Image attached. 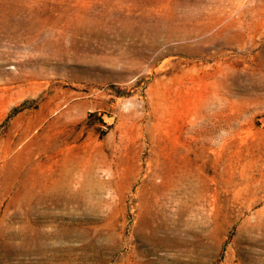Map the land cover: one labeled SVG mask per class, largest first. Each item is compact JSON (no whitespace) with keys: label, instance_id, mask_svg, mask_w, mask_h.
I'll list each match as a JSON object with an SVG mask.
<instances>
[{"label":"rangeland","instance_id":"obj_1","mask_svg":"<svg viewBox=\"0 0 264 264\" xmlns=\"http://www.w3.org/2000/svg\"><path fill=\"white\" fill-rule=\"evenodd\" d=\"M0 264H264V0H0Z\"/></svg>","mask_w":264,"mask_h":264}]
</instances>
